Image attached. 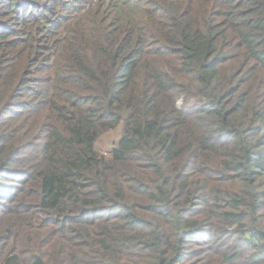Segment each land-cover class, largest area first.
<instances>
[{
    "label": "trees",
    "instance_id": "1",
    "mask_svg": "<svg viewBox=\"0 0 264 264\" xmlns=\"http://www.w3.org/2000/svg\"><path fill=\"white\" fill-rule=\"evenodd\" d=\"M0 264H264V0H0Z\"/></svg>",
    "mask_w": 264,
    "mask_h": 264
},
{
    "label": "rangeland",
    "instance_id": "2",
    "mask_svg": "<svg viewBox=\"0 0 264 264\" xmlns=\"http://www.w3.org/2000/svg\"><path fill=\"white\" fill-rule=\"evenodd\" d=\"M122 137V126L103 134L96 144L97 150L104 156H108L113 147Z\"/></svg>",
    "mask_w": 264,
    "mask_h": 264
}]
</instances>
